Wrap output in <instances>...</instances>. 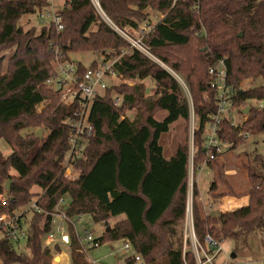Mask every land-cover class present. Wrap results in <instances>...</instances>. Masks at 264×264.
Listing matches in <instances>:
<instances>
[{
	"label": "trees",
	"instance_id": "1",
	"mask_svg": "<svg viewBox=\"0 0 264 264\" xmlns=\"http://www.w3.org/2000/svg\"><path fill=\"white\" fill-rule=\"evenodd\" d=\"M100 1L110 20L134 39L140 26L152 23V12L165 15L141 37L149 54L105 22L90 0H71L62 12V31L50 25L40 32L36 27L25 31L19 21L35 14L46 0H0V140L11 149L8 155L0 150V215H14L32 203L41 209L29 210L17 220L22 238L0 241L3 264H61L54 262V250L60 253V247L43 245L61 198L69 201L65 212L70 219L90 215L103 223L124 216L98 237L101 245L126 239L141 256V264H196L191 250L184 253L180 228L187 215L190 143L179 144L168 159L160 139L178 120L188 122L190 135L193 109L194 170L217 162L218 157L210 160L207 155L204 135L217 112L209 68L218 60L226 61L235 106L249 108L247 114L241 112V131L264 134V107L249 106L253 100L264 102V0H200L199 12L194 9L197 0H180L173 8L172 0ZM11 49L4 71V53ZM72 53L100 54L102 63L114 59L113 70L121 81L93 101L94 131L86 159L74 167L79 172L76 179L65 177V161L71 136L68 120L77 104L62 103L60 93L48 85L58 75L56 65L71 61ZM98 64L79 62V70ZM172 73L187 84L192 106ZM248 80L251 85L245 89ZM116 95L122 97L118 107ZM160 111L167 112L163 121L156 119ZM131 112L133 119H121ZM40 127L49 129V134H23ZM242 142L239 138L233 148ZM247 173V206L212 215L204 214L193 201L195 233L202 245L206 246L207 236L218 244L232 240L237 254L253 236L264 238V153L254 154ZM35 187L41 192L36 193ZM194 190L198 199L197 186ZM68 230L69 264H91L76 250L80 243L70 222ZM23 238L28 253L16 249ZM125 263L136 264L133 258Z\"/></svg>",
	"mask_w": 264,
	"mask_h": 264
},
{
	"label": "built area",
	"instance_id": "2",
	"mask_svg": "<svg viewBox=\"0 0 264 264\" xmlns=\"http://www.w3.org/2000/svg\"><path fill=\"white\" fill-rule=\"evenodd\" d=\"M93 4L97 13L101 18L107 22L113 29L119 32L127 40L132 42L134 46L139 48L146 54H149L148 50L142 46L141 37L146 35L153 26V23L149 25L140 26L138 31V38L134 39L124 31L120 30L107 16L104 11L100 0H90ZM180 0H172L171 8H173ZM46 5L39 8L36 11L38 21L43 26L55 25L59 31L64 29L62 23V12L65 8L71 5V0H46ZM196 12L200 9V0L196 1L194 5ZM158 14L157 21L164 18V14L152 12L151 16ZM125 53V51H122ZM110 54V53H108ZM115 60H111L107 63L99 64L97 67H88L85 72H80L79 61H66L59 62L57 65L60 66L58 75L48 81V85L55 91L60 93L61 101L67 105L77 104V110L69 118L68 124L71 129V136L69 139V152L65 161V177L69 179H76L79 172L73 175L71 170L74 169L76 164L80 160L86 159V149L90 137L93 134L94 127L90 122V115L92 110L93 101L97 96L104 95L106 89L109 87L107 80L120 79L118 74L113 70ZM66 64V66H63ZM209 73L213 80L210 84L211 88L215 91V98L217 104V112L212 114L210 120L206 124V130L204 135V148L207 150V155L210 160H214L217 157H221L223 154L228 152L234 146L235 142L239 138L249 139L251 136L244 134L241 131V123L239 116L241 112L244 113L245 106H235L233 101L234 91L231 85L228 83V67L226 61L221 59L212 64L209 68ZM174 74V73H173ZM176 75V74H175ZM179 82L183 85V89L187 94L190 105H192V98L190 95L189 88L184 80L177 75ZM122 97L116 95L114 97V105L120 106ZM248 106V105H247ZM249 106H257L262 109L264 107L263 101L253 100ZM134 118V113H128L121 117ZM195 127V118L193 109L191 111L190 129H191V140H190V160H189V171L193 167V156H194V144L193 134ZM237 128V129H236ZM233 130L234 134L229 135V132ZM194 168V167H193ZM3 204H6V199H2ZM65 204L66 207L61 209V205ZM69 206V201L65 198H61L56 205L53 228L43 236V245L45 247L53 248V246L68 245L69 249H72L71 237L68 230L69 222L73 224L75 230L74 219H70L66 215V208ZM29 210L41 212V209L32 203L30 207L18 213L1 214L0 215V241L5 237L22 238L24 235L22 231L17 227V220ZM83 216L77 217L82 219ZM61 223H58V221ZM187 226L184 234V253L191 250L195 256L196 264H214L215 257L220 253L223 248L221 244L215 242L210 236L206 238V246L202 245L195 233L194 218H193V198L192 200L188 197L187 205ZM80 247L76 250L84 253L86 259L91 264H97L94 260L90 259L88 252L101 246L98 237H95L92 232L85 230L83 233H79L76 230ZM122 249L127 254V258H133L136 264H141L142 259L138 254L135 247L129 240H121ZM209 245L210 250L208 251L207 246ZM215 249V252L213 251ZM1 251V245H0ZM2 261V260H1ZM3 263V262H2ZM187 264V263H186ZM226 264H247V262L237 261L236 259L230 258Z\"/></svg>",
	"mask_w": 264,
	"mask_h": 264
},
{
	"label": "rangeland",
	"instance_id": "3",
	"mask_svg": "<svg viewBox=\"0 0 264 264\" xmlns=\"http://www.w3.org/2000/svg\"><path fill=\"white\" fill-rule=\"evenodd\" d=\"M152 16V23L157 22L158 14H154ZM19 25H21L25 31L36 27L37 31L40 32L43 24L38 21L36 14L25 15L19 21ZM14 49H11L4 53L5 61H4V71L6 70L7 62L10 56L13 54ZM72 61L83 62L85 65H90L94 61H97L99 64H102L104 56L100 54L94 53H72L70 55ZM98 64V65H99ZM63 66H66L64 64ZM58 71L60 70V66L56 65ZM173 74V73H172ZM179 82L177 75L173 74ZM180 76V75H178ZM181 77V76H180ZM121 82L120 79L107 80V84L110 86L114 83ZM185 82V81H184ZM131 85L134 84L133 81L130 82ZM180 83V82H179ZM260 82H256L255 85H259ZM183 87V85L180 83ZM250 81H246L243 83V87L246 89L250 86ZM148 86V83H146ZM152 86V84H149ZM184 88V87H183ZM149 90V91H148ZM184 90V89H183ZM150 89H147V93H150ZM185 92V91H184ZM186 94V92H185ZM187 96V94H186ZM188 98V97H187ZM193 105V104H192ZM191 105V106H192ZM166 111H160L156 114V119L163 121L166 117ZM239 120L243 121L244 116H239ZM246 118V117H245ZM188 122L184 120L176 121L169 132L164 133L161 136L160 143L164 149V155L166 158H171L175 153L179 146V144H185L186 142L190 143L191 134L189 135ZM237 129V128H236ZM34 132L38 136H46L49 134L50 130L45 127H40L37 129L25 130L23 134ZM234 134V131L231 130L229 135ZM190 136V137H189ZM244 142L240 143L236 148L230 149L228 152L223 154V156L218 158L217 162L213 164L212 167L203 165L201 168H197L194 170L193 167L190 168L189 171V199L195 202H198L201 210L204 214H219L221 211L230 209L232 206H225L226 200H215L213 203V207L210 201L214 193H217L218 196L226 195H236L235 191L243 192L247 189L248 185L250 188V181L247 173V165L250 163V159L254 156L255 153H264V134L252 135L249 139H243ZM0 150L4 155H8L11 152L10 147L4 141V139L0 140ZM78 171L76 169H72L71 173L76 174ZM214 185V189H212ZM198 188L199 197L196 199L194 197V188ZM36 193H40L41 190L38 187L34 188ZM66 201L68 199L66 198ZM66 207L65 204L61 205V209ZM30 220L32 214L29 213L27 215ZM124 216H120L117 218L109 219L107 222L96 223L92 219L90 215H83L82 219L74 218L76 230L79 233H83L85 230H88L93 233L95 237H100L102 233L107 230L108 226H113L118 221L122 220ZM28 224H25L23 230H28ZM187 226V220L182 223L180 226L183 234H185ZM222 250L215 257V264H223L224 261L228 258L226 251H230L231 253L234 251V242L232 240H227L222 244ZM61 252H56L54 250L55 245L52 250H54L55 258L61 256L60 260L61 264H69L70 263V249L68 245H60ZM16 249L18 252L28 253L29 250L27 248L26 239L23 238L16 245ZM208 251L210 250L209 245L207 246ZM215 252V249H213ZM88 256L90 259L94 260L97 264H126L125 260L127 258V254L122 249V241H110L105 242L100 247L90 250L88 252ZM64 257L68 258L69 261L63 259ZM237 261L247 262V264H263L264 261V238L262 235H255L249 239L248 245L243 249H240L237 252V257L235 258ZM229 260V259H228ZM55 262V260H54ZM59 263V262H58ZM0 264H3L0 260Z\"/></svg>",
	"mask_w": 264,
	"mask_h": 264
},
{
	"label": "crops",
	"instance_id": "4",
	"mask_svg": "<svg viewBox=\"0 0 264 264\" xmlns=\"http://www.w3.org/2000/svg\"><path fill=\"white\" fill-rule=\"evenodd\" d=\"M205 166H206V164H205ZM207 166H209V165H207ZM248 189H249V185H248L247 189H245L243 192L235 191L236 195L222 194V195H225V196H218L217 197V193H214V195L212 196V199L210 201H208V202H210L212 207H213V203L212 202H214L215 200H226L225 201V206H232V207H230V209H226V210H223L221 212L231 211V210H235V209H238V208H241V207H245V206L248 205V202H249V196L246 195V192H247ZM58 223H61V221L59 220ZM232 253H234V252H232ZM232 253L230 251H226V254H227L228 258L224 261L223 264H226L230 260V258H232L231 257ZM59 257L62 259L61 256H59ZM63 259L69 261L68 258H66V257H64Z\"/></svg>",
	"mask_w": 264,
	"mask_h": 264
},
{
	"label": "water",
	"instance_id": "5",
	"mask_svg": "<svg viewBox=\"0 0 264 264\" xmlns=\"http://www.w3.org/2000/svg\"><path fill=\"white\" fill-rule=\"evenodd\" d=\"M241 36H242V34H241ZM149 91V90H148ZM249 112V108H246L245 110H244V113H248ZM10 184H11V182L10 181H8L7 182V184H6V189L7 190H9L10 189ZM231 257L233 258V259H235L236 257H237V255H236V253L234 252V253H232V255H231ZM60 257L58 256V257H56L55 258V263H58V262H60Z\"/></svg>",
	"mask_w": 264,
	"mask_h": 264
}]
</instances>
